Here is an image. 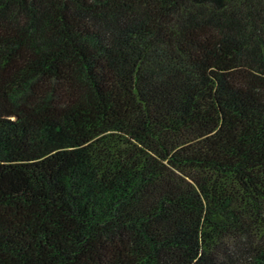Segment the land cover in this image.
<instances>
[{
    "label": "trees",
    "instance_id": "obj_1",
    "mask_svg": "<svg viewBox=\"0 0 264 264\" xmlns=\"http://www.w3.org/2000/svg\"><path fill=\"white\" fill-rule=\"evenodd\" d=\"M0 264H264V0H0Z\"/></svg>",
    "mask_w": 264,
    "mask_h": 264
}]
</instances>
